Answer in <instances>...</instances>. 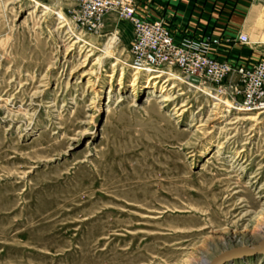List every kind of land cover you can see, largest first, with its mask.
Instances as JSON below:
<instances>
[{
    "label": "rangeland",
    "instance_id": "obj_1",
    "mask_svg": "<svg viewBox=\"0 0 264 264\" xmlns=\"http://www.w3.org/2000/svg\"><path fill=\"white\" fill-rule=\"evenodd\" d=\"M38 1L64 14V0H0V264H199L262 239L264 112L148 82L124 63L132 25L116 12L70 22L76 42ZM212 11L221 30L246 16L249 43L240 24L226 41L264 51V0Z\"/></svg>",
    "mask_w": 264,
    "mask_h": 264
},
{
    "label": "built area",
    "instance_id": "obj_2",
    "mask_svg": "<svg viewBox=\"0 0 264 264\" xmlns=\"http://www.w3.org/2000/svg\"><path fill=\"white\" fill-rule=\"evenodd\" d=\"M136 5V0H73L70 6L56 8L76 26L93 30L101 24L104 14L116 12L132 25L124 61L127 66L147 73L166 74L197 88L204 87L209 95L232 109L264 112V58L253 63L219 58L211 51L208 38L176 36L163 18L142 16L136 12ZM237 40L248 43L249 38L239 32Z\"/></svg>",
    "mask_w": 264,
    "mask_h": 264
},
{
    "label": "crops",
    "instance_id": "obj_3",
    "mask_svg": "<svg viewBox=\"0 0 264 264\" xmlns=\"http://www.w3.org/2000/svg\"><path fill=\"white\" fill-rule=\"evenodd\" d=\"M222 1L223 0H136V12L148 18H163L176 36L185 34L199 38H208L212 42L211 51L219 58L249 63H253L258 58H264V51H259L253 46H247L239 50L236 48V45H232L230 41H226L229 35L237 33V26L239 24L247 29L246 34L248 38H250V32L246 27V16L242 21H238L236 18L228 21L230 27H227V29L221 30L211 26L213 24L217 26L223 22L222 19L224 20L221 15L216 16L214 15L215 12L212 11L216 5ZM63 2L65 3V7L73 4V0H64ZM262 20L264 21L263 18ZM262 20L260 18L258 19L260 27L264 28V22ZM259 25L257 24V26Z\"/></svg>",
    "mask_w": 264,
    "mask_h": 264
},
{
    "label": "bare ground",
    "instance_id": "obj_4",
    "mask_svg": "<svg viewBox=\"0 0 264 264\" xmlns=\"http://www.w3.org/2000/svg\"><path fill=\"white\" fill-rule=\"evenodd\" d=\"M36 5V6H35ZM39 6H42V8H44L46 11L45 12H54V13H56V11H54L53 10V8L52 7H50V6H48V5H44L43 3H41V2H36L35 4H34V7H35V9L33 10L34 12H37L38 10H39ZM48 10V11H47ZM264 12V11H263ZM58 13V18L59 17H61L60 19H59V21H62V20H66V21H64L66 24L65 25H67L68 26V28L71 30V32L73 33V35H75V37L76 38H78V40L76 41V42H79V41H83V38L81 39V37H77L76 36V32L74 31V29H73V27H72V25H71V23H70V21L65 17V15L61 12V11H59V12H57ZM261 17H262V15L260 16V19H261ZM262 20V19H261ZM263 21V20H262ZM264 22V21H263ZM63 23V22H62ZM62 23H60V24H62ZM65 25H63V26H65ZM62 26V25H61ZM79 35V34H78ZM81 36V35H80ZM86 41V40H85ZM248 43H249V40H248ZM87 45L88 46H90L91 48H90V50H92V48H96V49H98V50H102V51H104V54L105 55H107V56H112V53H110L108 50H106L107 49V47H105L104 49H100L99 47H97L95 44H93V43H90V42H88L87 43ZM113 57V56H112ZM118 59H120V58H118ZM137 71H139V70H137ZM161 76V74L160 73H153L152 72V74H150V76H149V79L147 80L148 82H150V81H152V80H154V79H158L159 77ZM168 80H166L165 82H167ZM261 231L263 232L262 233V235H263V237H264V226L263 227H261ZM261 253H264V251H262ZM211 263V261H209L208 259H203L201 262H199V264H210Z\"/></svg>",
    "mask_w": 264,
    "mask_h": 264
},
{
    "label": "water",
    "instance_id": "obj_5",
    "mask_svg": "<svg viewBox=\"0 0 264 264\" xmlns=\"http://www.w3.org/2000/svg\"><path fill=\"white\" fill-rule=\"evenodd\" d=\"M262 251H264V237L251 246H238L225 250L211 259L210 264H222L224 261L230 260L233 257L261 253Z\"/></svg>",
    "mask_w": 264,
    "mask_h": 264
}]
</instances>
